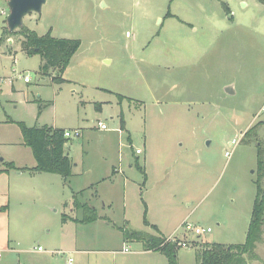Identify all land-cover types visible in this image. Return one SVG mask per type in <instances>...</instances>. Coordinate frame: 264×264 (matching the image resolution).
I'll use <instances>...</instances> for the list:
<instances>
[{"label":"rangeland","instance_id":"obj_1","mask_svg":"<svg viewBox=\"0 0 264 264\" xmlns=\"http://www.w3.org/2000/svg\"><path fill=\"white\" fill-rule=\"evenodd\" d=\"M9 12L0 0V165H37L10 120L81 134L65 147L71 177L11 170L0 186V264H170L125 237L149 231L146 208L188 243L179 264H198L201 243L246 241L264 150V0H47L24 26L81 41L48 75L21 34L4 36ZM77 201L100 218L83 221ZM256 251L249 264H264V233Z\"/></svg>","mask_w":264,"mask_h":264},{"label":"trees","instance_id":"obj_2","mask_svg":"<svg viewBox=\"0 0 264 264\" xmlns=\"http://www.w3.org/2000/svg\"><path fill=\"white\" fill-rule=\"evenodd\" d=\"M21 34L24 50L29 55L39 54L43 58L41 72L50 74L52 70L64 73L69 66L73 56L81 46L78 39L58 38L50 32L40 36L36 31L29 30L25 26L11 32L5 28L4 36L12 37ZM59 83L67 82L64 77L54 78ZM41 109V107H40ZM21 129L23 144L33 150L37 165L34 167H19L13 161L6 162V169H0V174L8 170L55 173L69 178L73 174V160L66 153V144L70 140L66 137L64 128H55L48 125L29 126L23 121H14ZM122 127L124 123L122 122ZM256 126L245 133L243 141L250 137ZM259 178L257 181V195L255 198L251 222L247 232V238L241 244L223 243H201L197 252L198 264H249L250 261L261 260L262 257L256 251L257 244L263 241L264 233V150L262 145H258ZM140 170L144 168L139 164ZM78 208L84 210L83 221L87 223L95 222L100 218L97 209L88 203L77 201ZM145 224L151 225L147 218V208L145 210ZM66 220V219H65ZM64 220V221H65ZM156 228L155 225H151ZM126 239H136L142 241L145 250H155L164 253L170 264H179L178 252L181 240L177 237L168 238L163 235H153L146 231L124 230Z\"/></svg>","mask_w":264,"mask_h":264},{"label":"water","instance_id":"obj_3","mask_svg":"<svg viewBox=\"0 0 264 264\" xmlns=\"http://www.w3.org/2000/svg\"><path fill=\"white\" fill-rule=\"evenodd\" d=\"M47 0H9L10 12L7 16V25L11 32L22 28L28 14L42 12ZM232 90V87H228ZM4 160V159H2Z\"/></svg>","mask_w":264,"mask_h":264},{"label":"built area","instance_id":"obj_4","mask_svg":"<svg viewBox=\"0 0 264 264\" xmlns=\"http://www.w3.org/2000/svg\"><path fill=\"white\" fill-rule=\"evenodd\" d=\"M25 81L26 82H30L31 78L29 76H25ZM99 127H100V129H107L108 125L105 122L100 121L99 122ZM80 134H81L80 129H75L73 131H71V130H66L65 131L66 137H69V138L72 137L73 135L79 136ZM136 152L138 154H140L143 151L141 149H137ZM227 155H229V152H227ZM183 225H185L187 231L188 230L189 231H194L198 235H201L202 233H205V232H211L212 231V229L210 227L209 228H205V227L197 226V225H194V224L188 223V222H185ZM169 238L171 239V238H173V236H171ZM181 245L182 246H188V243L186 241H182ZM39 249H42V247H40ZM124 250L126 252H128L130 249L128 247H126ZM0 256H1V252H0ZM72 262H73V258H69V264H72Z\"/></svg>","mask_w":264,"mask_h":264},{"label":"crops","instance_id":"obj_5","mask_svg":"<svg viewBox=\"0 0 264 264\" xmlns=\"http://www.w3.org/2000/svg\"><path fill=\"white\" fill-rule=\"evenodd\" d=\"M174 14V13H173ZM175 16H178L179 14H174ZM4 30L5 29H3V32H4ZM66 79V78H65ZM66 80H68V79H66ZM31 82V81H30ZM101 120H99V122H100ZM102 122H104V121H102ZM98 125H99V123H98ZM55 128H60V127H55ZM77 129H79V128H77ZM143 153V152H142ZM10 161H13V160H10ZM10 161H6L5 159H4V164L2 165V163H1V165H0V169H6V162H10ZM14 163H15V161H13ZM16 164V163H15ZM19 167H21V166H19ZM12 170H14V169H12ZM73 170H74V168H73ZM10 171L11 170H8V171H5V172H3V173H1L0 174V186H2L3 184H5V183H7L8 182V175H10ZM15 171V170H14ZM16 171H19V170H16ZM32 174V173H31ZM35 174V173H34ZM144 185H145V182H143L142 183V187H140L139 188V190H141L142 189V193L144 192L143 191V187H144ZM125 186H126V188H128V186H129V183H128V177H126L125 178ZM144 202L146 203V201L144 200ZM150 223H151V225H155L156 226V228L155 227H153V226H151V225H146L147 227H148V229H149V231H146V232H148V233H150V234H153V235H162L161 233H162V231H161V229H160V227L158 226L159 225V222L158 221H156V220H154V219H152V220H150L149 221ZM185 222H187V221H185ZM184 222V223H185ZM183 223V224H184ZM171 236H173V235H169V237H171ZM173 237H176V236H173ZM146 251H155V250H146Z\"/></svg>","mask_w":264,"mask_h":264}]
</instances>
